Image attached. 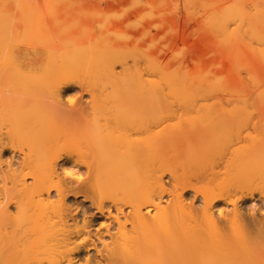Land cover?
<instances>
[{
  "label": "bare ground",
  "instance_id": "6f19581e",
  "mask_svg": "<svg viewBox=\"0 0 264 264\" xmlns=\"http://www.w3.org/2000/svg\"><path fill=\"white\" fill-rule=\"evenodd\" d=\"M31 1L28 9L18 5L26 7L19 9V26L26 30L18 29L19 15L0 14V264H264V192L255 195L246 171L213 170L225 151L216 131L215 140L206 133L214 146L219 143L216 154L212 146L207 150L213 154L209 163L216 159L209 165L213 171L206 159L195 162L196 153L190 159L206 171H186V162L185 170L174 162L177 171L167 169L170 154L191 136L185 127L201 122L219 128L233 112L199 102L192 108L199 90L191 78V91L182 75L144 80L138 70L117 72L124 62L103 44H92L93 51L68 36L51 38L64 14L73 12V4L61 6L64 0L42 1L48 12L36 25L48 34L34 37L28 11L41 0ZM135 1V14L148 12L190 49L198 44L195 57L215 58L223 51L209 32L229 25L221 0ZM26 45L33 55L23 51ZM97 66L93 80H86ZM71 86L78 87L72 97ZM190 136L188 149L197 152ZM235 157L227 162L234 164ZM69 197L88 202L108 224L101 221L92 230L96 222L75 217ZM248 200L245 211L240 204ZM88 251L96 254L85 256Z\"/></svg>",
  "mask_w": 264,
  "mask_h": 264
},
{
  "label": "rangeland",
  "instance_id": "374dc122",
  "mask_svg": "<svg viewBox=\"0 0 264 264\" xmlns=\"http://www.w3.org/2000/svg\"><path fill=\"white\" fill-rule=\"evenodd\" d=\"M20 1L21 0H0V14L11 15L12 17L19 15L17 17H20V15L24 14L23 11L25 12L26 7L27 9L29 8V6H26V4H35V2L31 0H23L22 2ZM42 1L43 0L40 1V5L38 3L37 5H35V7L39 5V8H34L30 5L31 8L28 11V13H30L28 15L30 16L28 18V21L29 19H31V21L28 23V29H30L31 27L32 30L29 31H32L31 34L36 38L43 36L44 34L46 35V33L48 34L47 29L44 25V27H38L36 25V22H41V20L44 19L42 18L44 16L43 14L44 12L46 13V9H48L47 6L45 7V5H43L44 2ZM213 1L215 2V0ZM216 1L218 3L219 0ZM221 1L222 2H219L223 3L224 7L228 10L227 17H229V23H227V25H229L226 26V30H223L224 32L216 31L212 27L209 29V32L216 40L217 45L223 50H221L222 52H220L219 54L221 55V53L225 52L226 55L228 54L227 57L226 55L224 56V53L221 55V58H219L220 55L215 58L206 59H199L198 57H195L193 51H196L195 49L198 47L196 45L198 44L194 46L195 48L192 47V49H190L185 45V42L183 38L180 37V35H176L173 32L168 33L165 25H158L155 22L154 17L151 16L148 12L135 14V9L137 7L135 0H64L61 2V6H65L67 3L73 4V12L67 11L64 14L61 22L57 24L52 33H50V37L56 39L59 37L68 36L75 41V45H77V47H79L80 49L89 50V48L92 47V44H96L99 46L101 44L105 45L111 51L117 52L124 62V64H118L116 66L117 72L122 71L123 67L129 68L131 70H138L140 76L144 80H154L157 82L161 81V79H164L169 75H172V77H174L173 75H182L183 77L181 76V79L185 77V80L187 79V84H189L188 78L195 80L196 82H194L197 85L195 87H197L196 89L199 90L198 94L200 96L198 98L197 93V96L195 94H192V96H196V100L193 98L196 102L194 103L193 107V103L188 104V106L194 108L196 104L198 106V102L199 106L206 108L214 105L220 110L223 109L232 111L233 116L230 119L228 125L222 127L219 126V128H214L213 125V128H211V125L210 127H208L207 125H203V123L201 122L198 124V126L194 127H197L195 129L196 132L195 130L193 132L194 128L192 126L189 127L191 132L189 131V129H187L188 127H185L186 129L184 130V134H186L185 132L188 131V134H191V136L192 134H194L195 137L196 135H199V131L202 130V133L197 136V141L194 140L195 138L192 139L193 137L191 138V136L187 134L183 138H187L186 140H189L188 138L190 136V139H192V143L193 141L194 143H198L196 144L198 150L197 152H194L191 149H188L189 145L187 144H190L191 140H183L184 145L187 142L185 145L186 147L182 148V146H180L183 149V154H180L182 153L181 148H179V150L181 151L176 150L177 153L179 152L178 154L180 157H176L178 155L177 153L175 154V151L174 153L172 152L174 156L172 153L170 154V162L168 161L169 159L167 160V162L170 163H167V167L169 168H166L170 169L174 162L175 165L173 166L179 165V170L187 169L186 171H196L195 169L199 167V164L203 163L202 161L206 159L204 161V165H207L209 170L213 169L211 167L216 159H212L214 160L212 164L211 162L209 163V161L211 160H208L207 158H210L211 155L208 156L210 154L208 151L210 150L211 152L213 149L217 150L216 146L219 143L214 146L213 142L209 141L210 138H208V135H210L209 137H212V139L214 138V136H216L218 141H220L219 139H221L220 143L225 146L224 148L228 146V151H230L231 153H227V148L224 149L222 147L223 149L221 150H225L223 151L222 156L225 158H223L221 156V152L218 151L220 152L218 153V155L220 154L221 156V160H219L221 161V163L218 161L219 163L215 165V167L217 168L213 166V170L216 169L215 171H217L219 169L222 171H228L229 169L230 171H246L244 172L246 181L250 185L251 189L255 191V195L257 196L258 193L264 192V0ZM19 4H25L26 6L25 7L23 5L24 9L19 6V9L23 10L21 12H19L20 10L18 9ZM16 12L18 14H16ZM225 17H222L220 19L221 23H223L222 19ZM14 18L15 20L17 19L16 17ZM22 19L20 17V20ZM38 19H40V21H37ZM20 20H17L18 29L21 28V30H23L24 28L26 30V24L28 22L27 19L25 22L26 24H23L26 27L19 26L21 25V23H24V19L22 20L23 22ZM18 21L20 22V24L18 23ZM153 22L156 24H154ZM219 23L220 22H217V26L221 25V23ZM27 33L30 34L28 30ZM96 45H94L95 48H97ZM28 46L26 45V47ZM26 47L23 48V51L25 52L26 50L25 53L29 52L31 53L30 55H33L32 53L35 52V50H33V48H31L30 46L28 48L29 50L26 49ZM91 50L94 51L96 49L91 48ZM198 50L199 49L197 48V51ZM98 68L99 67L97 66L92 74H90L89 76H85L87 77L86 80H93L90 77L96 74L95 72L98 70ZM178 78L180 79V76ZM194 82L192 81L188 85L189 91H191V87L195 85ZM196 89L193 87L192 93H195ZM76 90H78V87L71 86V88L69 89L70 93L68 94L72 97L74 96V94L78 93ZM189 91L188 94H191L189 93ZM192 96L189 97L191 98ZM185 97H188V95ZM74 98H76V95ZM193 99L191 98V100ZM186 102H188V99L186 100ZM201 107H199L200 111ZM220 110L216 111L218 115L220 114ZM204 112L206 113V111ZM216 112H214V114H216ZM201 114H203V111L201 112ZM193 116H195V114ZM211 120L213 121V118ZM218 120L220 121V119ZM174 121L175 120H173V122H170V124H179V121ZM222 123L219 124L218 122L219 125H222ZM218 124L215 125L218 126ZM186 125L189 126V124ZM220 129L222 130L221 133ZM212 131H216L217 135L215 134L214 136H211L213 134ZM198 132L199 134H197ZM207 132L208 135L206 134ZM209 132L212 133L210 134ZM202 134L203 136H201ZM204 136H206L205 138L208 140L204 139L205 141H200L202 138H204ZM201 142H204L206 144L208 142V145L210 147L205 144L201 146ZM198 145H200L201 148ZM202 147H206L205 153L203 152V155L202 151H204V148L202 149ZM184 151L186 153H184ZM213 152L214 150L212 151V153ZM195 153L199 157H194L196 156ZM224 153H226V156H224ZM232 153L236 157H232ZM205 154H207V156H205ZM213 154L211 158H213ZM228 154L231 155L228 156ZM183 155L185 156V158L187 157V160L183 158ZM189 155L196 159L195 162L201 160V163L198 162L196 163L197 165L194 164L195 162L193 158L191 157V160ZM171 156L174 158H172ZM203 156L204 158H202ZM214 156L217 157L216 155ZM220 156L218 158H220ZM227 156L231 157L232 159L235 157L236 160L234 164L232 163L233 161L229 163L227 162V160L230 159L227 158ZM172 159H174L175 161L173 160L171 163ZM222 159L224 160L223 162ZM190 161H193L195 168ZM206 161L207 163L205 164ZM177 162L179 164H177ZM185 162L186 165L188 164V166L185 165ZM224 162L227 163L223 164ZM209 165H211V167H209ZM226 165H228V167L224 169ZM185 166L186 168L184 169ZM200 166L201 169H205L204 171L207 170V166H205V168H203V165ZM220 167H223V169H220ZM171 169L177 171L178 166L177 169L176 167H172ZM201 169L199 167L198 170L201 171ZM262 195H264V193ZM82 202V199L76 200L72 197H69V204L72 205L73 210H76V212L74 211V215L76 214L78 216L77 217L75 215V217H77L79 220H82V217L89 218L88 220H91L90 224L92 226L96 222L91 228L92 230H96L98 228L97 224L99 225L101 221L107 223L108 220L106 221V219L104 218H99V220L97 219L98 217L96 216V211L88 202ZM249 203L250 205L252 204L251 200H248L245 203H241L240 205L243 208L245 207L244 210L247 211L246 208H250L248 207L250 206ZM221 207H224V204H221ZM83 214H85V216ZM92 219H95L97 221ZM95 226L97 228H95ZM88 252L91 255L87 253L88 255L86 254L85 256H92L96 254L94 251Z\"/></svg>",
  "mask_w": 264,
  "mask_h": 264
}]
</instances>
